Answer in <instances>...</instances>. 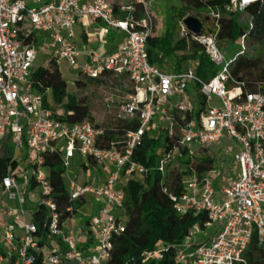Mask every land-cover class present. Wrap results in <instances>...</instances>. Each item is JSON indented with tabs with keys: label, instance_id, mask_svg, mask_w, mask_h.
<instances>
[{
	"label": "built area",
	"instance_id": "1",
	"mask_svg": "<svg viewBox=\"0 0 264 264\" xmlns=\"http://www.w3.org/2000/svg\"><path fill=\"white\" fill-rule=\"evenodd\" d=\"M153 1L50 0L29 6L25 0H0V264H106L114 237L125 228L122 186L152 172L165 179L171 168L186 171L182 190L169 194L175 213L206 217L203 227L194 226L189 238L177 245V262L245 264L243 254L254 232L264 247V82L246 81L231 72L235 57L246 50L245 34L230 60L218 39L223 12H242L258 0H224L221 10L198 18L203 24L200 35L190 32L182 19L178 35L186 39L188 57L180 71L169 61L158 66L148 59L147 41L155 30ZM81 17L101 21L105 31H122L126 39L108 54L91 50L80 61L82 52L72 37ZM39 35L47 65L65 62L84 79L116 81L117 91L127 93L123 98L118 93L117 99L106 95L104 108L113 120L136 118L137 127L105 146L103 124L63 119L50 90L38 91L33 78ZM192 42L216 67L207 80L195 72ZM189 82L195 84L196 100ZM159 130L167 142L156 165L134 161L133 150L143 136ZM221 139L227 141L224 153L231 166L220 169L216 187L210 172L197 173L194 160L210 155L209 148ZM181 150L193 160L187 166L175 160ZM52 155L65 168L64 216L46 165ZM73 159L82 178L78 169H68ZM91 168L104 172V178ZM77 214L80 226L75 229ZM89 232L90 239L82 238ZM198 232H209L210 238L199 242ZM142 257L161 258L162 250L143 251Z\"/></svg>",
	"mask_w": 264,
	"mask_h": 264
},
{
	"label": "trees",
	"instance_id": "2",
	"mask_svg": "<svg viewBox=\"0 0 264 264\" xmlns=\"http://www.w3.org/2000/svg\"><path fill=\"white\" fill-rule=\"evenodd\" d=\"M117 1V0H115ZM181 6H169L165 9L164 27L161 34H153L147 41V54L151 63L163 66L171 62L172 69L180 71L188 57L187 42L178 35L179 22L189 15L204 19L210 10H221L224 0H180ZM138 10L141 9L139 4ZM246 14V18L242 16ZM221 30L219 41L227 44L235 43L242 34L246 42L252 44L264 43V1H254L246 6L244 11L236 13H222L218 19ZM208 30H212L210 26ZM190 56L197 60L196 74L204 80L209 79L216 71V67L201 51L196 42L190 44ZM231 72L235 77L250 82H264V53L247 54L246 50L238 54L232 65ZM33 78L37 81L36 88L43 92L50 90L51 100L64 111L63 119L77 122L83 119L93 120L89 106L76 92H68L60 68L53 62L47 67L34 69ZM102 79L76 80V86L87 83L100 84ZM112 119V118H111ZM138 120H111L105 124L104 142L107 146L111 141L120 139L128 129L137 127ZM167 142V136L161 130L153 136H143L142 142L133 150L132 159L147 166H154L158 161L161 148ZM187 166L192 163L186 157L185 150H181L175 159ZM4 159H0L3 163ZM195 170L199 175L210 172L215 166L210 155H202L194 161ZM46 165L50 171V181L54 189L58 209L64 214L66 205V188L61 173L65 170L59 157H47ZM186 171L171 168L165 179L159 173L136 175L123 186L125 211L124 231L113 239V248L106 264H184L175 259L177 245L184 243L190 231L196 225L203 227L206 217L203 213L189 212L177 215L170 200V193L182 190V176ZM163 180V181H162ZM36 223L42 227L41 217L38 215ZM162 250V257L150 258L143 261V251ZM243 258L245 264H264V247L258 245L256 232L252 234ZM34 264H39L37 260ZM64 264H76L68 262Z\"/></svg>",
	"mask_w": 264,
	"mask_h": 264
},
{
	"label": "rangeland",
	"instance_id": "3",
	"mask_svg": "<svg viewBox=\"0 0 264 264\" xmlns=\"http://www.w3.org/2000/svg\"><path fill=\"white\" fill-rule=\"evenodd\" d=\"M171 5L175 7H180L181 2L180 0H154L152 2V6L150 7V9L155 17L154 34L162 33L164 27L163 23H164L165 9ZM242 17L246 18V14H244ZM219 44L224 50L226 60L232 59L235 53H237L241 49L240 44H238V40L232 44H227L226 41H219ZM256 52L264 53V43L252 44L250 41L246 42V53L252 55ZM47 58H48V54L46 53L44 43L37 45V56L34 61L35 69H37L38 67H47L48 66L46 62ZM59 68L61 75L67 84L66 90L71 93L76 92L78 97L83 98L86 101L87 105L89 106L90 114L93 116L92 121L103 125L109 123V121H111L112 119L108 116L104 108L105 96L109 95L112 96L113 99H117L119 98L118 97V93H119L120 96L123 98V96H125L127 92L125 90H122V88H121V92H118L117 89L120 88V86L116 81H113V83H109L108 80H103V79L100 84L87 83L82 85L81 87L76 86L75 81L80 78L81 79L84 78L78 75L76 71L68 69L65 62H61ZM188 88L190 90L191 97L194 100H196L197 96L195 93V84L193 82H189ZM212 102L216 103L217 99L213 98ZM226 143L227 141L225 139H221L219 143L213 144L209 148L210 156L212 155L215 164L214 169H216L213 171L214 174H216L218 170L220 171V169L223 168L229 169V167L231 166L230 156L224 153V144ZM68 169L70 173L78 169L75 159L71 161V164L68 167ZM78 170H79L80 178H82L83 173L82 174L80 173L81 171L80 168ZM91 172L94 173L93 168H91ZM87 178L91 179V177H87ZM83 210H85V212H89L88 207H83ZM79 216H80L79 214L76 215L77 224L75 225V229H78V227L80 226L78 225ZM123 220H125V216L123 217ZM209 238H210L209 232H198L195 234V240L199 242H205Z\"/></svg>",
	"mask_w": 264,
	"mask_h": 264
},
{
	"label": "crops",
	"instance_id": "4",
	"mask_svg": "<svg viewBox=\"0 0 264 264\" xmlns=\"http://www.w3.org/2000/svg\"><path fill=\"white\" fill-rule=\"evenodd\" d=\"M50 0H25L27 5L34 6L39 5L42 2H46ZM74 35L72 37V41L79 47L82 54L79 57L80 61H84L87 59V54L91 50H97L102 54H108L114 51L118 45L126 39V35L124 32L109 29L108 31L104 30L103 23L98 20H92L89 17H81L77 20L76 24L73 27ZM38 45L42 43V37L39 35L38 37ZM81 81H88L89 79H79ZM50 97V95H49ZM51 99V98H50ZM226 144H224L225 146ZM228 169V168H227ZM216 169H213V171ZM213 171H210V174L213 177L214 184L217 187L220 180V171L218 170L216 174ZM218 173V174H217ZM97 174L100 179L104 178V172L93 173ZM218 175V176H216ZM79 225V224H78ZM88 230V229H86ZM88 236L91 238V234L83 235L82 238Z\"/></svg>",
	"mask_w": 264,
	"mask_h": 264
},
{
	"label": "water",
	"instance_id": "5",
	"mask_svg": "<svg viewBox=\"0 0 264 264\" xmlns=\"http://www.w3.org/2000/svg\"><path fill=\"white\" fill-rule=\"evenodd\" d=\"M183 24L190 32L194 33L195 35H200L202 33V22L193 15L185 17L183 19Z\"/></svg>",
	"mask_w": 264,
	"mask_h": 264
}]
</instances>
